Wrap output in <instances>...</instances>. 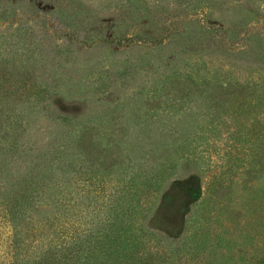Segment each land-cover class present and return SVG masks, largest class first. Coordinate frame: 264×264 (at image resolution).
<instances>
[{
  "label": "rangeland",
  "instance_id": "obj_1",
  "mask_svg": "<svg viewBox=\"0 0 264 264\" xmlns=\"http://www.w3.org/2000/svg\"><path fill=\"white\" fill-rule=\"evenodd\" d=\"M12 77L0 264H264V0H0Z\"/></svg>",
  "mask_w": 264,
  "mask_h": 264
},
{
  "label": "trees",
  "instance_id": "obj_2",
  "mask_svg": "<svg viewBox=\"0 0 264 264\" xmlns=\"http://www.w3.org/2000/svg\"><path fill=\"white\" fill-rule=\"evenodd\" d=\"M159 45V44H157ZM9 84L11 89L6 90L4 93L0 94L1 100L3 102H7L9 103L10 100H12V87H17L18 85V81H14L13 77L10 78L9 80ZM65 146H62V148H64ZM66 148V147H65ZM53 152L47 151L49 153L48 157L49 160L47 159L46 156H43V163H44V167L43 169L46 171V173H52L54 171V169H56L54 166L56 163L60 164L62 159H63V155L65 154L64 150H62L59 147H55L53 148ZM261 153L259 152V150H256L254 159H257V165L260 163V160H262V157L260 156ZM260 156V159H259ZM37 165V164H36ZM33 166V174L35 175V171ZM38 170V168H37ZM259 171H257L256 173H258ZM49 175V174H48ZM50 176V175H49ZM123 221L122 217H118L116 216V218L112 219L111 221H109L107 223L108 226V233L105 230H100V233H102V235H97L94 236V234H90L87 236V239L85 241L84 247H83V254L80 256L79 260H81L82 262H85L86 264H93V260L95 259V255L96 254V250L98 246H101V244L106 245L107 241H110L113 243V245L115 246V241L118 240V238H114V236H109V232L112 231V233L115 232V230L119 229L118 227L120 226V223ZM120 230V229H119ZM121 231V230H120ZM107 251V248L105 249V251L103 252V254H105V252ZM90 254V256H89ZM112 254H115V249H113ZM88 258V260H92V263H88L86 261L85 258ZM97 257V255H96ZM43 259L50 261L48 258L43 257ZM80 261V262H81Z\"/></svg>",
  "mask_w": 264,
  "mask_h": 264
}]
</instances>
